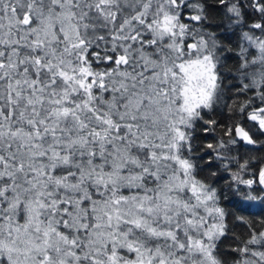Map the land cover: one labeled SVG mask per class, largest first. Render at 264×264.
<instances>
[{
    "label": "snow or ice",
    "instance_id": "snow-or-ice-1",
    "mask_svg": "<svg viewBox=\"0 0 264 264\" xmlns=\"http://www.w3.org/2000/svg\"><path fill=\"white\" fill-rule=\"evenodd\" d=\"M262 151L264 0H0V264H264Z\"/></svg>",
    "mask_w": 264,
    "mask_h": 264
},
{
    "label": "trees",
    "instance_id": "trees-1",
    "mask_svg": "<svg viewBox=\"0 0 264 264\" xmlns=\"http://www.w3.org/2000/svg\"><path fill=\"white\" fill-rule=\"evenodd\" d=\"M210 17L213 18V19H216V14L214 12L213 13H210ZM220 118H221L220 116H217V119H220ZM199 135L201 137V140L199 142L202 143L203 142V139L205 137V134L204 133H200ZM241 151H243V149ZM251 155H253L255 157L254 163H260L262 160H264V151L257 152V153H253ZM203 175H206L207 176V175H209V173L205 172V173H203ZM217 178L218 177H213L212 179H217ZM228 210L231 211V212H233V213H235V209L234 208H229ZM229 222H230V226H233L231 219H230ZM236 231L239 232V231H241V229L236 228ZM230 244H231V240L230 239H225L224 240V243L222 245V250L225 251V252L229 251L230 250L229 249V245Z\"/></svg>",
    "mask_w": 264,
    "mask_h": 264
}]
</instances>
